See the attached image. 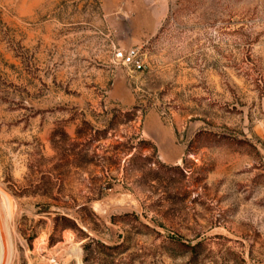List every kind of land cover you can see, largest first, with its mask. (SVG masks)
Listing matches in <instances>:
<instances>
[{"label": "rangeland", "instance_id": "374dc122", "mask_svg": "<svg viewBox=\"0 0 264 264\" xmlns=\"http://www.w3.org/2000/svg\"><path fill=\"white\" fill-rule=\"evenodd\" d=\"M0 228L3 264H264V0H0Z\"/></svg>", "mask_w": 264, "mask_h": 264}, {"label": "built area", "instance_id": "2783aa9c", "mask_svg": "<svg viewBox=\"0 0 264 264\" xmlns=\"http://www.w3.org/2000/svg\"><path fill=\"white\" fill-rule=\"evenodd\" d=\"M118 58L124 65L132 67L134 70H140L141 62L137 59L136 51H128L126 53H118Z\"/></svg>", "mask_w": 264, "mask_h": 264}, {"label": "trees", "instance_id": "16d2710c", "mask_svg": "<svg viewBox=\"0 0 264 264\" xmlns=\"http://www.w3.org/2000/svg\"><path fill=\"white\" fill-rule=\"evenodd\" d=\"M124 116L127 118L128 122L131 121L132 118H133V114L132 113H126ZM89 246H90V244L84 246V251L88 252V254H90L89 251H87L89 249ZM195 247L196 246L189 247V248L191 249V251L195 252V249H196Z\"/></svg>", "mask_w": 264, "mask_h": 264}, {"label": "bare ground", "instance_id": "6f19581e", "mask_svg": "<svg viewBox=\"0 0 264 264\" xmlns=\"http://www.w3.org/2000/svg\"><path fill=\"white\" fill-rule=\"evenodd\" d=\"M3 262H4V244H3L2 236L0 233V264H3Z\"/></svg>", "mask_w": 264, "mask_h": 264}]
</instances>
